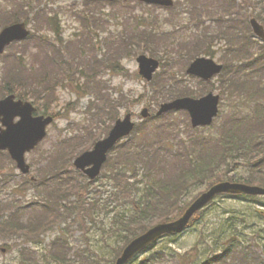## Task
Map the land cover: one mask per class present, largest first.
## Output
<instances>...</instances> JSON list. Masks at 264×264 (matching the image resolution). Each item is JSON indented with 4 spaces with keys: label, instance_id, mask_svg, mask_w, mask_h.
Listing matches in <instances>:
<instances>
[{
    "label": "rangeland",
    "instance_id": "374dc122",
    "mask_svg": "<svg viewBox=\"0 0 264 264\" xmlns=\"http://www.w3.org/2000/svg\"><path fill=\"white\" fill-rule=\"evenodd\" d=\"M184 1L178 0L180 4L173 10L149 5L145 6L138 2L115 5L102 4L98 10H94L93 14L90 11L89 14H86L85 12L89 9H85V0H0V28L5 23L7 24L18 18L26 21L33 30L31 39L10 46L0 56V97L6 94L9 87L6 83L5 74L14 65H18L19 57L22 58L23 63L28 68L42 64L44 57H49L50 54L54 53L48 46L51 41L55 42L54 45L61 46L65 50V54L71 52L72 55H81V58L89 57L90 55L92 58L95 56L101 57L103 51L112 54L114 50V48L108 49L109 46L102 42L111 43L112 39L120 34H123L119 39L120 42L124 38L131 41L130 36L136 34V31L143 28L145 24L155 27L158 31L167 33L166 38L169 39L164 42L141 44L146 48L153 49L157 58L162 61V66L156 73L158 78H160L159 80L172 83L181 78L191 86L193 92H200L203 84L186 74L189 55L187 47L182 45V42L187 41V39H181L184 37L190 38L195 30L193 31L191 27H186L190 32L182 31L180 27L181 24L189 19V15L183 13ZM236 2L242 5L241 1L239 3L236 0ZM243 2L245 5L242 6V21L244 19L249 20L252 16L257 17V14L264 16V0H243ZM249 4H252V6H249ZM210 5H213V3ZM225 5L226 8L224 10V1L216 0L213 5L214 13L212 15H218L221 11L225 12L228 10V3ZM39 9L44 12L42 20L35 18V12ZM216 11H218V14ZM50 15L54 16L55 20L51 21ZM82 16H87L88 20L95 22L94 30L90 31L94 39L89 42L88 48L90 50L85 47L83 52L76 54L75 44L83 39V33L87 31L81 26ZM206 24L211 25L205 28L204 31L214 35L211 48L215 52L214 58L217 61H221L224 57L221 47L224 39L220 35H215L220 33V28H216L218 25L215 26L212 22H207ZM238 27V32L242 34V41L249 49L256 52L259 48L256 43L257 38L251 37L243 27V22L239 20ZM200 31L201 29L198 28L195 32ZM39 44H42V46ZM132 48H135L136 56L141 52L139 45H134ZM74 58L76 62L81 59L78 57ZM122 65L125 71L117 73L115 64L111 67L102 68V63L99 61L97 64L98 71L95 72L96 79L98 81L100 78L103 79L99 82L101 88L110 95L109 97L123 96L121 103H124V105L120 109V117L127 112H132L136 121L141 122L140 111L142 108L148 107L151 111H157L162 100L155 101L149 96L148 92L152 86L139 76L136 57H125ZM67 79L66 76H62L59 81L52 82L53 93L48 99L39 101L40 110L50 108L52 112H58V118L55 123L48 128L46 139L37 149L27 154V160L32 166V175H38L41 178H43V171L39 167L44 165V162H47L51 156L57 155V150L64 149L66 145H71V148L77 151L81 146L88 144L93 135L102 131V124L93 123L87 114L90 94L85 89H80L77 86L75 83L76 79ZM217 79H215V82L212 81L210 86L212 87L213 85L217 90H214L215 92L219 93L220 91L222 93L221 114L215 124L210 128L195 133L189 131L186 117L183 114L176 113L169 118H175V125L172 129L177 133L174 138L168 139V142L178 138L186 139L189 135L217 134V124L228 115L235 112H248L253 109L254 102L250 100V97L245 92H243L244 94H231L228 91H222L223 82L221 81V88L219 89L220 83ZM30 98L33 99V97ZM168 122L169 119L167 118L151 122L146 126L147 131H140V134L148 133L149 138L154 140L167 138L168 132L161 126L163 123L167 125ZM90 128L91 131L88 134ZM185 142H188V138ZM110 168L111 166L107 168L106 172H109ZM0 169L2 170L0 201L10 211H13L15 201H17V206H29L30 203H33V200H36L37 192L33 191V187L29 188L26 185V180L19 174L20 172L16 168L15 163L1 153ZM242 173L245 175L246 171L243 169V172L239 174ZM198 184L192 187L191 193L189 192V196L186 197L187 199L191 198L194 193L201 191L206 182L200 183L202 185ZM99 186L102 187L92 186L88 192L85 190L82 196L74 198L76 204L73 207H81L84 217V226L81 225L80 228L76 227L67 231L68 233L73 232L69 243L73 246L71 252L75 251L72 254V260L75 264H78L79 261L86 264L91 259L100 261L102 257H104V260L100 264H110L115 254V249L123 243L124 237L114 230L111 233H105L101 229L104 224L108 227L110 223L115 230L117 229L112 220L116 216V207L108 211H97L95 219H91V210L87 209L88 204L91 207L92 205L97 206L109 202V196L114 189V183L111 179L104 178L99 183ZM122 199L123 204L120 205V208L132 213V198L122 194ZM125 199L127 201H124ZM258 200L260 201L261 198ZM257 202L256 200L240 197H216L213 203H210L202 211V214L195 219V222L182 234L161 239L152 250L139 255L138 260L134 264L140 263L145 257L154 253L156 254L149 259L147 264H182V261L184 264H203L214 250L222 251L225 247L231 245L233 235H237L241 231L242 226L237 225L234 228L230 220L241 219L243 216L249 220V225L253 227L244 229L243 232H245L246 237H264V216L259 213V210L264 212V205L260 206L259 209ZM262 202H264V197H262ZM66 203L68 202L66 201ZM61 210L64 211V208L62 207ZM32 212L33 209L28 210L27 215L32 214ZM14 218L16 217L14 216ZM30 218L31 215L28 219L20 217V224L29 222ZM102 220H105V223ZM96 221L97 224H95ZM47 231L45 235L46 247L44 244L33 242L31 237H24L27 238L26 240L20 236L8 238V235L0 234V264H57L55 261H51L53 260L49 251L51 246L48 242L62 235V232L59 226ZM88 235L90 236L89 242L92 247L87 244L85 239V236ZM261 242L264 244L262 238ZM79 247L82 255L76 253ZM89 247L91 250H88ZM23 248H25L26 259H21V249ZM186 254H189V257L192 258L185 257L183 259ZM58 258L59 260H67L69 256L66 253H59ZM178 260L180 261L178 262ZM90 264L96 263L91 262Z\"/></svg>",
    "mask_w": 264,
    "mask_h": 264
},
{
    "label": "trees",
    "instance_id": "16d2710c",
    "mask_svg": "<svg viewBox=\"0 0 264 264\" xmlns=\"http://www.w3.org/2000/svg\"><path fill=\"white\" fill-rule=\"evenodd\" d=\"M102 3H104L103 0H85L84 4L85 9H89L87 10L88 12L97 10ZM247 28H249L248 25ZM143 33H145L144 38L147 41H153L154 36L151 35L153 34L151 31L144 30ZM146 33H150V35ZM222 35L227 40L224 45L226 48L225 57L228 60L227 64L232 65L234 68V72L229 68L228 76L224 79L228 85L226 87L222 86V91L240 92L241 94L245 92L250 97V100L254 102L253 109L246 114H234L223 120L219 125L217 135H190L187 143L184 138H178L169 143L166 142L168 139L174 138L177 133L172 129L174 127L173 122H169L167 125L163 123L161 127L168 132V137L158 138L160 141L150 139L148 133L138 135L141 128L154 121V118H149L139 125L136 132L132 135L130 141L133 146H129V142L118 146L117 159L112 160V158H109L116 166V175L112 173L111 177H114L118 185L117 193L126 194V196L132 198V203H138L134 208H139V210L131 215L130 218L125 217V213L120 208V195L116 192L113 194L114 202L117 205L116 211H118L116 213L117 219H114L113 224L117 229H111L110 233L114 230L121 236H125L123 243L115 249V254L110 264H114L124 245L140 232L145 231L154 221L161 218H170L169 216L174 209L170 207L174 193L178 190L181 198L183 191L187 188L185 185H187L188 178L193 183L206 180L212 184L229 179L264 185V175H261L263 173L262 167H264L262 154L264 151V139H262L264 133V44L259 49V54L253 55L246 44L240 40L237 33L229 32L228 30L223 32ZM202 42L206 47L193 49L191 53L196 52L192 56L195 57L200 53H211L208 38ZM131 43L140 44L136 40H131ZM132 44L125 47V49H129ZM94 64L95 61H93L92 65ZM45 65H47V61L44 59L43 65H41L43 69H33V88H30V85H32L30 76L32 75L23 66L17 69H10L5 75L6 83L20 97L25 96L23 91L29 90L31 92L29 95H32L33 91L34 101L43 100L48 97L50 84V71L44 68ZM34 70L40 71L37 74L41 76L35 77ZM72 71V68L64 70L67 75L70 74L69 77ZM86 76L87 79L90 77ZM160 88H165V85L160 84ZM157 89H159L158 86ZM172 89V92L163 93L162 95L173 98L192 94L190 87L186 84H183V87H172ZM162 95L161 97H163ZM109 100L110 103L108 102L109 108L107 110L110 114V121H112L118 114L117 109L121 102L120 99L110 98ZM109 128L110 125L104 128L103 131L106 132ZM102 133L98 135H102ZM98 135L92 136L89 145L80 147L78 151L64 152L63 154L74 156L80 153L83 149L89 148L98 138ZM243 169L248 171L247 176L243 175L236 178V173L243 171ZM157 173L165 175H159L162 178L157 179ZM90 185V183L86 182V192L89 191ZM66 193V191L62 194L49 191L47 198L51 197L53 200H59ZM44 195L46 196V192H44ZM124 201H127V199ZM87 209L91 210V219L94 220L97 211L112 209V201L109 197V202L97 206L92 205L91 207L88 204ZM182 210L183 207L180 210H175L173 215ZM4 215H6L5 212L4 214L0 212V234L3 235L39 236V231L45 229L48 224L47 211L43 213L44 217L38 222L33 223L30 220L28 224H20L18 221L14 222L11 217ZM85 239L87 244L91 246L89 237L85 236ZM88 250H91L90 247ZM247 259L248 257L245 255L243 261L246 262ZM103 260L104 257L100 258V261L91 259L86 264L91 262L100 264ZM63 262L65 264H74L71 259H64Z\"/></svg>",
    "mask_w": 264,
    "mask_h": 264
},
{
    "label": "water",
    "instance_id": "95a60500",
    "mask_svg": "<svg viewBox=\"0 0 264 264\" xmlns=\"http://www.w3.org/2000/svg\"><path fill=\"white\" fill-rule=\"evenodd\" d=\"M141 1L161 5H173V0ZM251 23L256 34L264 38V27L260 25L256 19H252ZM28 34L29 32L25 29L23 23L14 24L5 28L0 34V53H2L5 47L13 40L23 39ZM138 61L140 63V73L146 78L151 79L153 71L158 67L159 62L145 55L138 57ZM222 67V65H218L212 59L198 58L192 63L188 71L205 79H209L214 74L219 73ZM218 103L219 95L210 93L201 99L181 98L170 103H165L162 105L159 113L171 109L184 108L190 111L194 126L207 125L210 124L214 116L217 115ZM32 110L34 111V107L32 108L29 102L23 103V101H15L14 95H10L0 101V115L3 116L2 121L4 125L7 126V129L0 127V149L8 148L12 156L17 160L19 167L24 172L29 171V166L25 163V152L35 147V145L45 137L46 127L53 120L52 117H32ZM18 114L22 115L23 119L15 124L13 120ZM142 114L144 117H147L149 115L148 109L145 108ZM133 127L134 123L131 122V114H128L124 120H118L116 126L106 139L97 142L92 151L85 152L76 159V166L84 169L87 165L94 164L92 168L85 170V172L91 178H95L99 174L103 162L106 160L107 151L114 146L118 139L128 135ZM219 192H248L256 194L264 193V189L231 182H221L214 185L207 193L203 194L194 202L185 215L179 220L157 224L146 233L130 242L116 261V264H126L140 249L146 247L162 234L183 229L194 212L200 209Z\"/></svg>",
    "mask_w": 264,
    "mask_h": 264
}]
</instances>
